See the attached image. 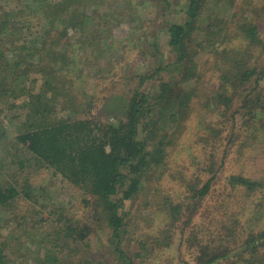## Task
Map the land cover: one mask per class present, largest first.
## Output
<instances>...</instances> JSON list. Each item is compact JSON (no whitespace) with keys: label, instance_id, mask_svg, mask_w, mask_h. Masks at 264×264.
Here are the masks:
<instances>
[{"label":"trees","instance_id":"obj_1","mask_svg":"<svg viewBox=\"0 0 264 264\" xmlns=\"http://www.w3.org/2000/svg\"><path fill=\"white\" fill-rule=\"evenodd\" d=\"M49 1H33L37 7L35 11L44 13L46 9H55L53 14H45L55 21H52L49 27H42L35 45L38 46L36 52L34 46L26 42L21 45L31 53L29 56L41 57V60L36 62L38 66L29 62L27 57V60L23 59V56L22 60L15 61L12 71L13 76L16 75L12 81L13 85H17V82L24 84L32 69L43 71L48 76L45 78L47 84L37 92H32L29 86L26 88L27 84L21 85L23 91H26L22 94V99L33 114L30 119L34 118V123L19 135V139L30 151L32 158H18L19 167L16 170L30 167L32 173L36 164L54 168L71 185L85 191L83 206L92 213L87 216L91 220L88 223L80 221L75 226V223L67 220L69 224L65 229H57L54 239L52 233H49L45 239V247L41 248L44 256L36 259L38 263L104 264L90 256H84L83 259L77 256L78 262L69 261L62 254L65 250L69 253L77 250L92 232L94 221V224L101 222L109 231L110 242L123 259V263L136 264L134 258H128L120 246L122 232H128L127 227L131 223L128 220L129 211L123 209V206L127 201L134 203L144 189L145 180H149L148 177L153 178L155 173L156 177L164 174L159 167L164 155L162 142L168 134L165 132L158 141V129L165 131L169 124L176 126L177 120L186 118L192 97L197 96L192 105L205 106L209 102L214 103L215 108L209 112L216 114L218 118L216 124L214 121H207V117H204L208 112L207 107L202 112L199 110L198 131L202 133V137L198 136L199 140L210 143L215 151L222 145L228 146L220 161L214 154V157H209L211 159L204 163V167H201L203 164L198 165V181L187 183L191 194L189 195L187 190L184 194L186 198L192 199V203L186 205L190 216L194 217L198 211H202V205L212 196L216 197V206L207 210L205 215L215 221L222 212L219 222L215 223L213 228L215 232L197 235L196 241H192L190 247H199L196 255L198 264H222L224 260H227L224 264H264V172L247 174L238 169L225 172V159L229 155L230 145L234 143L236 131L242 127L254 136L255 132L264 130V87L261 86L264 81V34L260 31L264 27V0H217L213 7L208 5L212 7L211 12L218 14L208 16L209 20L213 16L215 20L213 23L209 22L208 31L203 35L202 49H205L206 41L207 45L211 47L213 44L215 47L210 38L222 40L219 52H216L217 58L210 60L213 67H216L213 74L220 84L210 94L208 93L211 89H206L200 94L197 91L201 76L195 56L199 53L191 48L193 36L199 28L198 20L201 19L199 11L206 0H189L184 8L186 21H170L166 27V45L175 52V59L155 65V62H158L156 58L160 53L159 49H139L137 52L146 61L148 69L134 74L132 78L124 79L125 83L129 82L126 91L129 93L125 92L123 103L116 105L122 108L124 118L110 123L103 122L101 116V119L90 116L65 120L52 118L60 104L63 108H68V104L74 105L76 109L81 105L77 103L76 91H72L77 82L72 69L76 64V55L72 46L68 45L69 41H64L63 44L61 41L67 37L68 28L81 26V29L84 27L89 30L93 21L85 18L79 8L76 9L77 6L70 10L71 15L58 20V12L69 10V1ZM154 1L162 8L166 7L172 11L171 0ZM57 21H61L63 26L55 24ZM1 26L6 27L3 23L0 25V31ZM83 32L85 33L84 30ZM82 58L77 57L79 61ZM162 59L160 56L161 62ZM44 60L45 62H42ZM22 61L28 63L24 64L26 69L20 68L17 71V62ZM160 71H163V74L158 80L159 83L154 82V86L146 89V84L154 77L158 78ZM54 78L57 82H54ZM3 90L12 91L6 87ZM48 92L52 93V97ZM235 102L240 103L235 105ZM158 107L161 118L164 112H168V118H165L163 123L159 122L158 117L154 118ZM239 119L242 120L240 125L237 124ZM156 122L158 126L155 125ZM260 133L255 134L257 139H264V136H261L264 133ZM252 138L258 141L255 136ZM152 140L156 143L153 150L149 148ZM6 166L0 163V214L10 211L13 215H18L27 203L32 204L29 207L34 208H37L36 205H42L39 191L36 193V184L39 185L40 182L37 180L35 184L30 176L32 174H27L30 177L22 179L15 169L7 176ZM204 173L206 176L201 181L200 176ZM158 189L160 182L152 190L154 201H157V195L160 193ZM207 205L209 204L206 203ZM172 207L177 211L181 209L179 205ZM249 212L251 219L242 220V215ZM228 217L230 219L226 222ZM188 222L189 220H185V223ZM34 225L37 230L42 227L34 221L28 224L31 228ZM40 231L36 234L41 233ZM61 231L66 233L59 237ZM211 235L212 242L207 240ZM67 238L72 239L68 241ZM48 242L50 243L47 244ZM8 244V239L0 234V264H8ZM83 244L90 245L88 240ZM140 255L138 252L135 257ZM230 258L233 260L229 261Z\"/></svg>","mask_w":264,"mask_h":264},{"label":"rangeland","instance_id":"obj_2","mask_svg":"<svg viewBox=\"0 0 264 264\" xmlns=\"http://www.w3.org/2000/svg\"><path fill=\"white\" fill-rule=\"evenodd\" d=\"M33 1L0 0V25L3 23L6 25L5 28L1 26L2 31H0L2 34L0 36V163L7 165L5 168L7 176L11 170L15 169L22 179L31 176L35 184L38 180L40 183L36 184L38 187L36 193L39 191L42 204L36 205L37 208H34L29 207L32 204L27 203L24 208L21 207L24 210L19 211L18 215H13L10 211L0 214V234L10 242L6 251L8 264H40L36 259L44 256L41 248L45 247L47 242L45 239L49 233H52L54 239L56 230L65 229V226L69 224L67 220H71L75 226L80 221L88 223L91 221L88 215L92 213L83 206L85 191L71 185L54 168L36 164L32 173L30 167L19 169L20 171L16 170L19 167L18 158H32L30 151L19 139V135L34 123V118L30 119L33 114L22 99V94L26 91H23L21 85L27 84L26 88L29 86L32 92H37L47 84L45 78L48 76L43 71L32 69L24 84L17 82V85H13L12 81L16 75L13 76L12 71L15 61L22 60L23 56V59L27 57L29 62L37 65L36 62H39L41 57L29 56L31 53L24 50L21 45L26 42L34 46L33 49L36 52L38 46L35 47V45L39 40L42 27L44 25L49 27L52 21H55L45 15L46 13L53 14L54 8L46 9L44 13L35 11L37 7ZM50 1L56 3L59 0ZM68 1L69 10L58 12L60 16L58 20H63L64 17L71 15L70 10L77 6L76 9L79 8V11L85 15L84 17L93 22L89 30L84 27L81 29V26L68 28L67 37L61 41L62 44L64 41H69L68 45L72 46L76 55L74 61L76 64L72 69H74L73 74L77 82L72 91H76L77 103L81 105L76 109L74 105L69 106L68 104V108H63L60 104L55 109L52 118L65 120L87 116L100 118L99 116H101L103 122L106 123L121 120L124 118V113L120 105H116L123 103L126 93H129L126 92L129 82L125 83L124 79L132 78L134 74L148 69L146 61L140 57V53L137 51L142 47L145 50H150V47L153 50L159 49L160 53L156 58L158 62H155V65L174 60L175 52L168 49L166 45V27L170 21L178 23L186 21L187 14L184 8L189 0H171L172 11L166 7L162 8L154 0ZM216 2L217 0H206L202 9L200 8L199 28L193 36L194 41L191 48L199 53L195 56L201 76L198 81L199 90L197 91L199 94L206 89H211L208 93L210 94L220 84L213 74L216 67H213L210 60L217 58L216 52H219L222 40L210 38L215 47L213 44L210 47L206 41L205 49H202V38L208 31V24L209 22L213 23L214 16L218 14L211 12ZM208 5L212 7H208ZM210 15L214 16L209 20L208 16ZM55 24L59 27L63 26L61 21H57ZM260 31L264 34V27ZM70 52H72L71 49ZM78 56L83 57L81 61L77 59ZM160 56L163 58L162 62L159 60ZM17 64L18 71L20 68L26 69L24 64L28 63L22 61ZM162 74L163 71H160L158 78L154 77L149 81L146 84V89L154 86V82L158 84ZM53 80L57 82L56 78ZM261 86L264 87V81ZM5 87L11 88L12 91L5 92L3 90ZM47 94L52 97L51 92ZM196 98L197 96L192 97L193 100L186 118L177 120L176 126L169 124V128L165 131H161L163 130L161 128L158 129V141L165 135V132L168 134L162 142L164 155L159 167L164 174L156 177L157 173H155L153 178L148 177L149 180H145L144 189L138 194L134 203L127 201L123 206V209L129 211L128 220L131 223L127 227L128 232H122L120 246L128 258H134L136 264H198L196 255L199 247H190L191 243L196 241L197 235L215 232L213 229L215 223H218L221 218L222 212L215 221H211L205 215L207 210L216 206V197L213 196L206 202L209 205L203 204L202 211H198L194 217L190 216L186 209L187 203H192V199L186 198L184 191H189L187 183L198 181L199 174H196L200 173L198 165L203 164L201 167H204V163L211 159L209 157H214V154L220 161L228 146V144L222 145L215 151L211 148L210 143L199 140L198 136L202 134L198 131L200 129L199 110L202 112L207 107L208 112L204 116L207 117V121H214L216 124L218 118L216 114L209 112L215 108L214 103L194 106L192 104ZM239 103L235 102V105ZM159 110V107L156 108L154 118L158 117L159 122L163 123L164 119L168 118V112H164L161 118ZM241 123L242 120L239 119L237 124ZM155 125L158 126L157 122ZM236 132L234 143L232 142L230 145L229 155L225 159L227 163L225 172L229 173L234 169L247 174L264 172V139L260 138L259 140L255 135L261 134L260 132L264 133V130L255 132L254 136L258 141L252 138L254 137L253 133L250 134L249 130L246 132L242 127ZM142 134L143 131L140 136ZM155 145L156 143H153L152 140L149 143V148L153 150ZM27 174L32 175L28 176ZM205 176L206 173L200 176L201 181ZM159 182L160 193L157 195V201H154L152 190ZM188 194L190 195L191 192L189 191ZM176 205L181 208L179 211L173 210L172 206ZM205 208L207 209L204 210ZM250 216V212L244 213L241 219L250 220ZM226 219L227 222L230 217ZM185 220H189V222L185 223ZM30 221L41 224L42 227L39 230L43 235L36 234L39 230L35 225L33 228L28 226ZM92 222V232L86 236L78 248L74 247L77 250L74 253L65 250L62 254L69 261L75 262H78L79 258L90 256L104 264H124L123 259L120 258L114 245L110 242L109 231L101 222L98 224ZM15 229H17L16 232ZM65 233V231H61L59 237L64 236ZM71 239L67 238L68 241ZM212 239L211 235L207 240L212 242ZM87 240L90 245L85 246L83 243ZM138 252L141 255L135 257ZM228 260L232 261L233 259ZM226 261L224 260L222 264ZM226 264H231V262Z\"/></svg>","mask_w":264,"mask_h":264}]
</instances>
